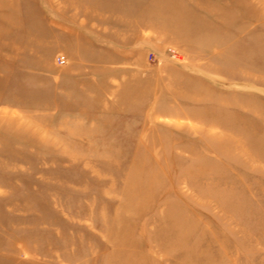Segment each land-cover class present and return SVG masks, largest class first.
Segmentation results:
<instances>
[{
	"label": "rangeland",
	"instance_id": "obj_1",
	"mask_svg": "<svg viewBox=\"0 0 264 264\" xmlns=\"http://www.w3.org/2000/svg\"><path fill=\"white\" fill-rule=\"evenodd\" d=\"M0 264H264V0H0Z\"/></svg>",
	"mask_w": 264,
	"mask_h": 264
},
{
	"label": "built area",
	"instance_id": "obj_2",
	"mask_svg": "<svg viewBox=\"0 0 264 264\" xmlns=\"http://www.w3.org/2000/svg\"><path fill=\"white\" fill-rule=\"evenodd\" d=\"M57 60H58L59 64H65L66 63V57L63 54L59 55Z\"/></svg>",
	"mask_w": 264,
	"mask_h": 264
}]
</instances>
